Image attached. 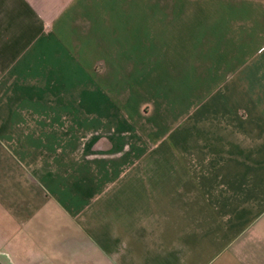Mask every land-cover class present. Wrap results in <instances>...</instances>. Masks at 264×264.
I'll return each instance as SVG.
<instances>
[{"label": "crops", "instance_id": "1", "mask_svg": "<svg viewBox=\"0 0 264 264\" xmlns=\"http://www.w3.org/2000/svg\"><path fill=\"white\" fill-rule=\"evenodd\" d=\"M0 264H264V0H0Z\"/></svg>", "mask_w": 264, "mask_h": 264}, {"label": "rangeland", "instance_id": "2", "mask_svg": "<svg viewBox=\"0 0 264 264\" xmlns=\"http://www.w3.org/2000/svg\"><path fill=\"white\" fill-rule=\"evenodd\" d=\"M125 69V67H121L118 71L117 69H109L108 75L104 78L106 81L102 84V89L108 90V92H105L107 98L113 99L116 95L117 88V91L122 90L128 92L127 95L133 100V74L126 71V73L122 75V73L125 72ZM108 80H111L112 82H108ZM112 85L114 86L113 92L110 90V86ZM73 101H75V99ZM130 103H133V101H130ZM186 122H192V115H186ZM79 134H83V130H79Z\"/></svg>", "mask_w": 264, "mask_h": 264}]
</instances>
